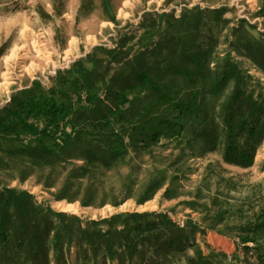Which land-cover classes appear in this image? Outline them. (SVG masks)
Segmentation results:
<instances>
[{"label":"trees","instance_id":"1","mask_svg":"<svg viewBox=\"0 0 264 264\" xmlns=\"http://www.w3.org/2000/svg\"><path fill=\"white\" fill-rule=\"evenodd\" d=\"M203 15L199 9L159 15L141 26L145 32L137 42L126 34L115 49L105 50L104 72V60L91 59L92 69L80 61L59 74L54 87L34 82L17 93L0 109V162L4 156L42 168L79 160L112 168L131 151L161 146L204 156L222 147L226 164L252 167L264 141V95L247 89L252 78L232 52L213 63L217 42L203 39ZM234 49L264 74V39L244 32ZM164 197L173 199L172 192ZM211 221L219 223L218 217ZM83 223L38 206L27 191L0 188V264H50L51 254L62 264L76 242L82 259L102 255L116 264H175L189 250L194 255L187 264L228 257L205 255L196 244L209 228L190 218L181 226L165 212ZM240 233L245 250L254 244L264 264V210Z\"/></svg>","mask_w":264,"mask_h":264},{"label":"rangeland","instance_id":"2","mask_svg":"<svg viewBox=\"0 0 264 264\" xmlns=\"http://www.w3.org/2000/svg\"><path fill=\"white\" fill-rule=\"evenodd\" d=\"M198 9L204 11L203 39L217 42L213 63L232 52L252 78L247 89L255 96L264 95V74L234 49L244 32L264 39V0H0V109L34 82L44 89L54 87L58 75L70 71L76 62L92 69L91 59L104 60L100 66L104 72L108 67L105 50L115 49L124 35L132 34L133 44L145 32L141 26L157 21V16L179 17ZM214 10H221L222 16L217 17ZM222 154V147L196 156L188 150L158 146L131 151L112 168L79 160L37 168L1 156L0 188L27 191L38 206L75 215L84 221L83 226L126 213L165 212L181 226L190 218L209 228L196 237L205 255L212 251L228 255L213 258L215 264H262L254 244H248L249 251L241 244L240 230L254 224L264 210V141L247 169L226 164ZM156 186L150 199L138 204ZM167 190L173 199L164 197ZM59 204H73L77 211L64 212ZM216 217L219 223L211 225ZM80 253L76 242L62 264H116L102 255L84 260ZM193 255L194 250L187 251L175 264H187L186 258ZM50 264H57L52 254Z\"/></svg>","mask_w":264,"mask_h":264},{"label":"bare ground","instance_id":"3","mask_svg":"<svg viewBox=\"0 0 264 264\" xmlns=\"http://www.w3.org/2000/svg\"><path fill=\"white\" fill-rule=\"evenodd\" d=\"M59 208L64 212H76L77 207L73 204H59Z\"/></svg>","mask_w":264,"mask_h":264}]
</instances>
